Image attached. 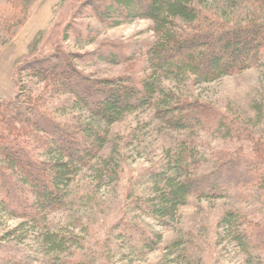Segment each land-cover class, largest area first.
I'll list each match as a JSON object with an SVG mask.
<instances>
[{
    "label": "rangeland",
    "instance_id": "obj_1",
    "mask_svg": "<svg viewBox=\"0 0 264 264\" xmlns=\"http://www.w3.org/2000/svg\"><path fill=\"white\" fill-rule=\"evenodd\" d=\"M258 5L255 0L202 3L219 21L234 23L254 17L263 21L264 11ZM75 6V0H0V19L20 9L24 18L19 25L14 21L10 29L0 26V100H12L19 92L21 66L58 49L79 56L75 64L92 79L137 78L149 72L145 52L155 40L152 21L108 27L92 18H74ZM101 54H116L118 63L97 59ZM22 79L30 83L34 94L46 87L24 75ZM163 85L172 86L177 96L228 111L237 120L235 128L264 139V63L213 82L187 75L164 80ZM44 99L61 120L88 116L70 108L67 95ZM108 131L102 158L83 167L66 188L63 209L48 214L42 223H23L0 212V264H264V250L244 253L220 225L223 214L232 209L239 212L240 222L264 220V193L243 192L244 188L235 186L228 197L190 196L176 216L166 220L150 217L143 207L155 194L149 173L162 169L181 141L191 142L195 157L208 163L223 152L241 155L243 160L252 158L250 138L235 133L227 140L216 129L173 130L151 108L127 114ZM140 229L149 232L151 248L138 243L136 235L126 234ZM47 231L57 233L63 242L57 250L43 241Z\"/></svg>",
    "mask_w": 264,
    "mask_h": 264
},
{
    "label": "trees",
    "instance_id": "obj_2",
    "mask_svg": "<svg viewBox=\"0 0 264 264\" xmlns=\"http://www.w3.org/2000/svg\"><path fill=\"white\" fill-rule=\"evenodd\" d=\"M75 1L74 18H92L108 27L139 19L152 21L155 40L145 52L149 72L137 78L92 79L75 64L79 56L59 49L21 66L17 71L19 92L12 100H0V212L23 223H42L48 214L63 209L66 188L83 167L102 158L109 126L142 108L153 109L173 130L216 129L227 140L235 133L245 135L250 138L253 155H244L243 160L241 155L223 152L206 163L203 157H195L191 142L181 141L171 160L149 173L155 194L143 207L150 217L174 218L190 196L228 197L235 186L244 188L243 192L255 189L264 193L263 137L235 128L237 120L228 111L177 96L172 86L163 85L164 80L176 81L187 75L203 83L213 82L258 68L264 63V20L219 21L203 8V0ZM255 1L264 11V0ZM22 15L20 9L10 18H1L0 26L6 30L14 21L19 25L24 21ZM97 59L118 63L116 54L97 55ZM23 75L52 86V90L44 86L40 94H34ZM65 95L71 98L67 102L70 108L87 112L86 119L64 121L45 106V96ZM240 220L236 209L227 210L220 225L244 253L264 250V220L254 224ZM126 234L136 235L138 243L151 248L145 229ZM42 238L55 250L63 243L50 231Z\"/></svg>",
    "mask_w": 264,
    "mask_h": 264
}]
</instances>
